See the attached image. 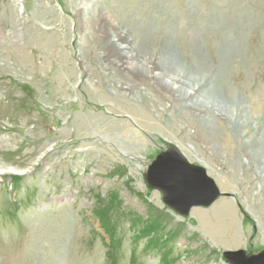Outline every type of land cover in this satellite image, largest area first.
Masks as SVG:
<instances>
[{
    "label": "rangeland",
    "instance_id": "374dc122",
    "mask_svg": "<svg viewBox=\"0 0 264 264\" xmlns=\"http://www.w3.org/2000/svg\"><path fill=\"white\" fill-rule=\"evenodd\" d=\"M82 5L100 17L84 18ZM107 21L139 56L156 62L169 45L172 63L218 72L212 94L238 98L253 120L204 125L186 90L172 95L144 64L112 63ZM229 39L237 53L221 58ZM170 145L214 179L225 218L213 204L180 216L146 186L145 168ZM255 152L264 155V0H0V264H228L225 250H264Z\"/></svg>",
    "mask_w": 264,
    "mask_h": 264
},
{
    "label": "bare ground",
    "instance_id": "6f19581e",
    "mask_svg": "<svg viewBox=\"0 0 264 264\" xmlns=\"http://www.w3.org/2000/svg\"><path fill=\"white\" fill-rule=\"evenodd\" d=\"M79 8L80 10H82V14L84 18H88V17L98 18L101 15V13L98 10H96V8H94V5L92 6V8H90V6L88 5H82V6H79ZM107 24H108V31L106 33H103L102 35L106 38L105 41H106V44L109 45V48L114 49L115 53L119 55L118 56L119 59L111 58L110 56L109 57L107 56L108 60H110L115 65L119 66L121 69L133 68L137 66L138 63H141V65L144 64L145 65L144 69L146 68L144 75H146V77L150 80H153L155 78L157 79L159 78L160 81L162 80L161 82L163 83L164 86L166 85L167 87L169 86L168 88H170L172 95L176 94L178 96L179 94H182L183 91L186 90V93L182 96L183 103L187 107L186 109L192 111L194 115H198L202 123H204V125H207L209 123L210 116L212 115L221 116V114L229 122L237 121L236 124L239 123L241 117L243 116H247V121L251 122L253 120L254 116L252 114L246 112V110L245 111L242 110V106L240 105V103H238V101H240L238 98H236L237 101L234 100L235 103L232 105V103L229 104L227 103L226 100H222L221 95L219 93L216 92V96L212 94L211 91H213L212 89L215 87L213 85L210 86L209 82H211L212 80H214L216 83L220 81V78H217L216 76L218 72L217 74L213 76L210 75L209 71L206 74L201 75L200 73L192 70L188 66H185L183 64L177 65V64L172 63L173 58L175 59L176 55L174 54V51H172V48L169 45H167V47L164 49V51L160 55V58H158L159 60L156 62L152 60L153 57L152 59L150 58V56L148 58H145L143 57L144 56L143 54H141L143 56H139L136 53L137 50L139 51V49H137L139 46L137 47V45H135L134 42L132 43L128 35L123 34V32L121 31H118V27H116L115 24L109 21H107ZM224 44L225 45L220 49L221 58H223L224 53H227V54L232 53V52L234 54L237 53L236 51H233V47H232L230 39L226 40ZM147 56L148 55H146V57ZM176 60L178 59H175V61ZM204 65H207V64L205 63V61L202 60V66ZM91 91L96 92L97 88L94 85H91ZM189 95H190L189 100H186L187 97H189ZM138 106H139L138 102L136 101V107ZM123 109H125V106H123ZM125 110L130 112L132 109L127 108ZM190 111L188 113H190ZM140 112L142 113L141 117L142 116L145 117L143 122H149L148 124H150L152 121L151 119L152 116L149 110L145 107H142ZM185 115H188V114L185 113ZM123 122L125 123V121ZM210 128L211 126L209 127V129ZM226 149L228 148L226 147ZM184 150L187 153L186 151L187 149L184 148ZM260 155H261L260 158L264 159V155H262L260 152H257V153L255 152L254 155L252 156L254 158ZM139 164L140 166L144 165L140 161H139ZM3 171H6V170L0 169V173ZM8 171L10 170L8 169ZM213 206H214L213 207L214 210H217V215H218L217 219L220 220L226 217L224 215L225 214L224 212L226 211L225 210L226 207L223 203H220L219 201H217L213 203ZM195 213L196 215L197 214L199 215L200 213L202 214L200 216V219H201L200 223L202 224V226L204 225L206 228H212L211 233L213 231L215 232V228L213 227H216L217 224H211L207 222L205 220V216L203 215V213H206L207 216L209 217L208 212H204L202 210H196ZM226 221H229V220L227 219ZM225 225H228V224L225 223L223 226Z\"/></svg>",
    "mask_w": 264,
    "mask_h": 264
},
{
    "label": "water",
    "instance_id": "95a60500",
    "mask_svg": "<svg viewBox=\"0 0 264 264\" xmlns=\"http://www.w3.org/2000/svg\"><path fill=\"white\" fill-rule=\"evenodd\" d=\"M143 178L146 186L161 192L163 203L180 216L188 215L192 208L210 206L220 195L205 168L189 162L175 145L147 165ZM222 256L228 264H264V250L254 254L243 249L225 250Z\"/></svg>",
    "mask_w": 264,
    "mask_h": 264
}]
</instances>
